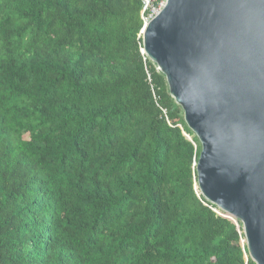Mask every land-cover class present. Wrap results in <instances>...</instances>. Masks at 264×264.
I'll use <instances>...</instances> for the list:
<instances>
[{"label": "trees", "instance_id": "16d2710c", "mask_svg": "<svg viewBox=\"0 0 264 264\" xmlns=\"http://www.w3.org/2000/svg\"><path fill=\"white\" fill-rule=\"evenodd\" d=\"M160 2L0 0V264H255L141 53Z\"/></svg>", "mask_w": 264, "mask_h": 264}, {"label": "water", "instance_id": "95a60500", "mask_svg": "<svg viewBox=\"0 0 264 264\" xmlns=\"http://www.w3.org/2000/svg\"><path fill=\"white\" fill-rule=\"evenodd\" d=\"M140 34L199 142L195 188L264 264V0H163Z\"/></svg>", "mask_w": 264, "mask_h": 264}, {"label": "rangeland", "instance_id": "374dc122", "mask_svg": "<svg viewBox=\"0 0 264 264\" xmlns=\"http://www.w3.org/2000/svg\"><path fill=\"white\" fill-rule=\"evenodd\" d=\"M160 6H161V2H160V4L157 7H152L151 8L150 14L147 17H145L146 21H148L152 16L155 15V13L159 10ZM242 240H243V238L241 239V242H242Z\"/></svg>", "mask_w": 264, "mask_h": 264}, {"label": "built area", "instance_id": "2783aa9c", "mask_svg": "<svg viewBox=\"0 0 264 264\" xmlns=\"http://www.w3.org/2000/svg\"><path fill=\"white\" fill-rule=\"evenodd\" d=\"M162 3V2H161ZM147 4H148V1H147ZM144 21H146V19L144 18ZM213 211H215L216 213H218V214H220V215H222V216H226L225 214H221V213H219V211L218 210H216L215 208H213V207H210Z\"/></svg>", "mask_w": 264, "mask_h": 264}]
</instances>
